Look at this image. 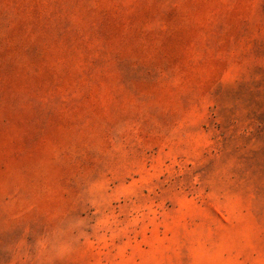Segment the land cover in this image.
I'll return each instance as SVG.
<instances>
[{"label": "rangeland", "instance_id": "374dc122", "mask_svg": "<svg viewBox=\"0 0 264 264\" xmlns=\"http://www.w3.org/2000/svg\"><path fill=\"white\" fill-rule=\"evenodd\" d=\"M0 264H264V0H0Z\"/></svg>", "mask_w": 264, "mask_h": 264}, {"label": "clouds", "instance_id": "9594fccd", "mask_svg": "<svg viewBox=\"0 0 264 264\" xmlns=\"http://www.w3.org/2000/svg\"><path fill=\"white\" fill-rule=\"evenodd\" d=\"M72 251V241L67 237L64 229L56 228L39 241L40 255H49V260L69 254Z\"/></svg>", "mask_w": 264, "mask_h": 264}]
</instances>
